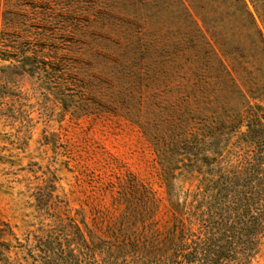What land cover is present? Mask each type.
I'll use <instances>...</instances> for the list:
<instances>
[{
	"label": "trees",
	"instance_id": "obj_1",
	"mask_svg": "<svg viewBox=\"0 0 264 264\" xmlns=\"http://www.w3.org/2000/svg\"><path fill=\"white\" fill-rule=\"evenodd\" d=\"M250 2L258 21L247 0H0L6 98L28 77L64 116L125 120L166 189L162 213L136 177L111 183L103 194L123 209L93 227L39 188L42 226L16 246L26 262L251 263L264 238V0Z\"/></svg>",
	"mask_w": 264,
	"mask_h": 264
},
{
	"label": "rangeland",
	"instance_id": "obj_2",
	"mask_svg": "<svg viewBox=\"0 0 264 264\" xmlns=\"http://www.w3.org/2000/svg\"><path fill=\"white\" fill-rule=\"evenodd\" d=\"M6 66L0 60V259L32 264L16 246L42 226L32 197L41 187L54 186L56 208L72 216L82 210L95 227L97 222H114L123 209L115 206L114 195L103 194L104 189L134 176L152 188L165 213L166 189L155 154L137 127L112 116H64L28 77L16 78V91L6 98L1 80ZM250 264H264V238Z\"/></svg>",
	"mask_w": 264,
	"mask_h": 264
}]
</instances>
